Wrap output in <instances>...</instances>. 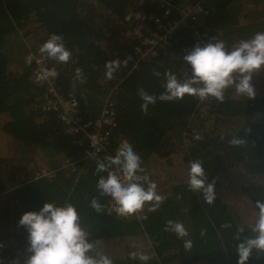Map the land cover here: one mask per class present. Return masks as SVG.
Returning a JSON list of instances; mask_svg holds the SVG:
<instances>
[{
    "label": "trees",
    "instance_id": "1",
    "mask_svg": "<svg viewBox=\"0 0 264 264\" xmlns=\"http://www.w3.org/2000/svg\"><path fill=\"white\" fill-rule=\"evenodd\" d=\"M167 1L175 7L193 3ZM137 9L163 21L177 14L172 7L160 8L157 2L139 5L138 0H0V137L9 147L0 152V264H24L28 233L18 221L46 202L72 204L89 233L88 242L95 243L90 255H107L113 264H237L238 230L243 228L240 240L253 235L255 205L264 202V181L239 183L242 201H229L232 194L225 191L223 175L232 170L244 177L264 175V83L258 73L252 76V86H263L253 99L239 97L229 88L223 103L186 95L170 102L157 100L145 113L138 91L158 96L168 72L179 80L190 77L183 56L195 45L224 41L231 50L239 41L264 32V0H215L208 16L180 26L171 34L170 45L145 62H138L135 54L142 46L131 25L134 19L125 21ZM51 34L62 35L71 53L67 63L46 58L57 70L56 94L76 100L84 121L100 117L107 97L112 102L116 126L108 153L83 160V147L75 143L80 137L66 133L55 113L34 106L47 95L49 85L32 80L33 68L24 59L30 52L41 56L39 48ZM114 59L127 63L109 80L103 66ZM77 69L84 83L75 80ZM234 138L243 143L232 145ZM123 142L140 157L145 169L141 174L151 182L156 184V177L168 173L157 187L164 201L154 211L146 204L140 219L108 214L111 198L96 188L98 179L107 175L96 172L97 160L115 156ZM195 160L202 163L207 182L215 181L211 205L201 193L189 191L188 171ZM72 161L73 167L68 165ZM25 164L31 165L29 171ZM41 166L48 174L35 176ZM18 171L26 175L23 180ZM93 198L102 205L100 213L90 206ZM251 208L253 218H245ZM169 220L182 223L189 235L178 239L166 232ZM226 224L230 227H223ZM185 239L191 240L190 249L184 248ZM141 242L149 245L147 262L130 258ZM247 264H264V253L254 250Z\"/></svg>",
    "mask_w": 264,
    "mask_h": 264
},
{
    "label": "clouds",
    "instance_id": "2",
    "mask_svg": "<svg viewBox=\"0 0 264 264\" xmlns=\"http://www.w3.org/2000/svg\"><path fill=\"white\" fill-rule=\"evenodd\" d=\"M39 53L59 63H67L71 58L63 36L58 34H51L39 48ZM183 61L191 69L190 77L179 80L175 74L165 73L164 91L158 96L139 89L138 94L143 101L142 112L147 113L149 105H154L157 100L170 102L183 99L186 95L196 96L201 101L213 98L223 103L225 91L229 88L234 89L239 97L253 99L255 90L251 83L252 76L264 68V32H257L251 39L239 41L231 50L226 48L224 41H210L203 47L195 45L183 56ZM122 63L126 64L127 59L106 62L103 66L106 79H112ZM44 75L54 76L56 73L45 71ZM153 75L159 77L160 73L154 71ZM75 80L85 82L80 69L76 70ZM195 138L200 139L199 136ZM230 143L239 145L243 141L234 138ZM96 172L107 173L98 179L96 188L101 196L111 198L117 215L132 216L146 204H150L149 210L154 211L165 199L157 193V185L150 181L149 176L141 174L145 173V169L141 167L140 157L127 142L119 146L115 156L97 160ZM207 181L202 163L199 160L191 161L187 180L189 191L201 193L204 202L211 205L216 199L215 181ZM90 206L97 213L102 211V205L96 198L91 200ZM255 207L258 212L251 227L253 235L240 240L239 233L243 232L241 228L235 237L240 241L235 251L237 264H247L254 250L264 253V202L257 201ZM18 226L25 228L28 233V255L24 264H113L107 255H90L94 252L95 243L88 242L89 233L81 227L80 217L72 204L57 206L46 202L38 212L24 213ZM223 227L228 228L230 225ZM164 230L175 234L178 239L189 235L182 223L172 220L167 221ZM184 248H191V240H184ZM130 258L142 262L151 259L142 253H132Z\"/></svg>",
    "mask_w": 264,
    "mask_h": 264
},
{
    "label": "built area",
    "instance_id": "3",
    "mask_svg": "<svg viewBox=\"0 0 264 264\" xmlns=\"http://www.w3.org/2000/svg\"><path fill=\"white\" fill-rule=\"evenodd\" d=\"M215 0H193L192 5L188 7H175L169 4L167 0H138L139 5L144 3L157 2L160 8L166 6L172 7L177 12L176 16L162 20L155 15H145L141 9L131 12L125 17V21L139 24L135 26L134 34L139 38V43L142 46L135 48V54L138 56V62L148 61L158 55L159 50L169 46L171 34L174 33L180 26L194 24L209 15L211 3ZM25 65L33 68L32 80L34 82L48 83L49 88L47 95L43 100L34 104L42 112H53L57 115L59 121L64 125L65 132L74 136H79L80 139L75 140V143L82 148V159H91L95 154L108 153L111 146L112 129L116 126L114 112L111 109L112 102L109 97L105 100L104 106L97 119L83 120L80 116L78 103L76 100H67L63 96L56 94V89L53 80L57 75L56 67L48 62L45 57L30 52L24 59ZM137 62V63H138ZM45 71H54L56 75L45 76ZM53 94L54 96H50ZM99 149V151L97 150ZM94 154V155H93ZM74 161L70 162L69 166H74ZM46 170H42L41 176L46 175ZM115 206L110 200L107 208V213L120 218H133L134 216L140 219L143 209L133 214L132 216H120L114 210Z\"/></svg>",
    "mask_w": 264,
    "mask_h": 264
},
{
    "label": "rangeland",
    "instance_id": "4",
    "mask_svg": "<svg viewBox=\"0 0 264 264\" xmlns=\"http://www.w3.org/2000/svg\"><path fill=\"white\" fill-rule=\"evenodd\" d=\"M247 7L248 8H250L251 7V5H247ZM29 54V53H28ZM26 57V56H25ZM48 62H50L49 60H48ZM52 64V63H51ZM258 73V78H259V80L260 81H262V83H264V68H262L259 72H257ZM263 85L261 84V85H259V88L260 87H262ZM258 87H256L254 90H255V93L257 92V90L259 89ZM257 93H260V92H257ZM211 123L213 122V120L212 121H210ZM235 124H237V125H239V126H245V124H244V122H238V123H235ZM41 163H43V162H41ZM25 168V170L26 171H29V169H30V167H31V165H27V164H25V166H24ZM42 170H44L45 171V169H43V167L41 166V168L39 169V171L38 172H36V174H35V176H37V174L39 173V175L41 174V171ZM19 175H20V177H19V180H23V178L24 177H26V175L22 172V171H18L17 172ZM48 174V173H47ZM239 174V172L237 171H230L229 173H225L224 175H223V177L226 179V181H225V184H224V187H225V191L227 192V193H230V194H232V200H229V201H235V199L237 200L240 196H239V193H238V190H239V183H244L245 181H247V180H250V181H258V180H262V181H264V175H259V176H250V177H244V176H239L238 175ZM156 175V174H155ZM168 175V173H166V172H164V174L162 175V177H160V179L159 180H157V177H156V185H157V187H159L161 184V182L164 180L163 178H165L164 176H167ZM8 186V188L10 187L9 185H7ZM156 191H157V193L159 194V192H158V189L156 188ZM239 200L240 201H242L240 198H239ZM244 208H249L248 207V205L247 204H244ZM253 209L251 208V209H249V210H246L245 211V215H244V217L245 218H248V219H251V218H253V217H251L252 216V214H253ZM145 249L147 250V251H149V245H148V243L146 242H144L143 244H142V242H141V244H140V247L138 248V251H137V253L139 254V253H146L147 255H148V252H146L145 251ZM124 250H119V254H123L122 252H123ZM113 256H116L115 255V253H114V255ZM149 256H151V254H149Z\"/></svg>",
    "mask_w": 264,
    "mask_h": 264
},
{
    "label": "crops",
    "instance_id": "5",
    "mask_svg": "<svg viewBox=\"0 0 264 264\" xmlns=\"http://www.w3.org/2000/svg\"><path fill=\"white\" fill-rule=\"evenodd\" d=\"M7 145H8V141H6V140L2 141L1 140V137H0V152L1 153H4L5 152V149L6 148H9ZM10 155H11V152H10Z\"/></svg>",
    "mask_w": 264,
    "mask_h": 264
},
{
    "label": "water",
    "instance_id": "6",
    "mask_svg": "<svg viewBox=\"0 0 264 264\" xmlns=\"http://www.w3.org/2000/svg\"><path fill=\"white\" fill-rule=\"evenodd\" d=\"M142 13L143 14H145V15H150V14H152V15H155V16H157L156 14H154V13H152V12H149V11H145V10H142ZM135 26H139V24H134L132 27H135ZM42 172V171H41ZM47 172V171H46ZM48 173V172H47ZM47 175V174H46ZM37 176H39V174H37ZM40 176H41V174H40Z\"/></svg>",
    "mask_w": 264,
    "mask_h": 264
}]
</instances>
